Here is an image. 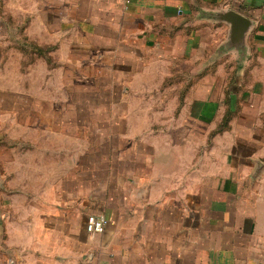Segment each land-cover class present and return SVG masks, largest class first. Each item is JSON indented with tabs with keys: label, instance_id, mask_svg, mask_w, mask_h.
<instances>
[{
	"label": "crops",
	"instance_id": "0c3cea01",
	"mask_svg": "<svg viewBox=\"0 0 264 264\" xmlns=\"http://www.w3.org/2000/svg\"><path fill=\"white\" fill-rule=\"evenodd\" d=\"M51 2L61 8L60 34L108 50L128 94L144 95L156 80L173 122L158 110L142 141L144 131L109 127L123 143H88L71 159L66 145L52 146L44 176L12 175V190L0 192V264H264V109L250 116L241 105L256 88L264 98L255 73L264 0ZM226 10L251 22L241 44L216 18ZM212 28L225 36L217 41ZM197 54L206 61L183 63ZM221 71L223 85L212 86ZM89 214L107 218L102 233L86 230Z\"/></svg>",
	"mask_w": 264,
	"mask_h": 264
},
{
	"label": "rangeland",
	"instance_id": "374dc122",
	"mask_svg": "<svg viewBox=\"0 0 264 264\" xmlns=\"http://www.w3.org/2000/svg\"><path fill=\"white\" fill-rule=\"evenodd\" d=\"M51 1L0 0V192L3 188L12 190L6 184L11 183L12 175L44 176L51 154L58 153L52 146L56 150L66 145L71 159L88 143L103 144L108 138L109 142L123 143L119 136L108 133L109 127L144 131L142 141L146 129L157 128L158 110L165 112L164 125L173 122L174 106L166 92L165 101L158 100L161 89L156 80L147 88L148 93L128 94L108 68V50L100 49L92 39L60 34L61 8L51 6ZM216 30L211 32L218 34L219 41L225 29ZM206 59L197 54L183 63ZM261 62L262 69L255 73L264 75V59ZM219 73L212 86L221 81L223 85L224 72ZM244 99V114L253 116L258 108L264 109V98L257 88ZM218 111L222 113L221 103ZM126 113L128 120L123 118ZM198 137L202 136L198 133ZM204 149L198 147L199 155H204ZM261 153L264 157L263 146ZM33 185L39 189L45 183Z\"/></svg>",
	"mask_w": 264,
	"mask_h": 264
},
{
	"label": "water",
	"instance_id": "95a60500",
	"mask_svg": "<svg viewBox=\"0 0 264 264\" xmlns=\"http://www.w3.org/2000/svg\"><path fill=\"white\" fill-rule=\"evenodd\" d=\"M216 18L230 24L229 38L233 43L241 44L244 33L250 28L251 22L232 10L222 11L216 15Z\"/></svg>",
	"mask_w": 264,
	"mask_h": 264
},
{
	"label": "built area",
	"instance_id": "2783aa9c",
	"mask_svg": "<svg viewBox=\"0 0 264 264\" xmlns=\"http://www.w3.org/2000/svg\"><path fill=\"white\" fill-rule=\"evenodd\" d=\"M107 218L102 214H89L86 217L85 228L90 233H102L105 230Z\"/></svg>",
	"mask_w": 264,
	"mask_h": 264
},
{
	"label": "trees",
	"instance_id": "16d2710c",
	"mask_svg": "<svg viewBox=\"0 0 264 264\" xmlns=\"http://www.w3.org/2000/svg\"><path fill=\"white\" fill-rule=\"evenodd\" d=\"M228 119H229V116L226 114V116H225L224 119H223V122L226 123ZM220 126H221V125H220Z\"/></svg>",
	"mask_w": 264,
	"mask_h": 264
}]
</instances>
